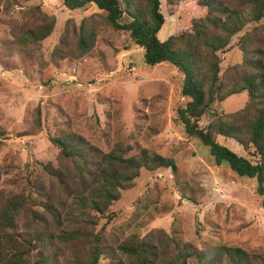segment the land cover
<instances>
[{
    "label": "trees",
    "instance_id": "1",
    "mask_svg": "<svg viewBox=\"0 0 264 264\" xmlns=\"http://www.w3.org/2000/svg\"><path fill=\"white\" fill-rule=\"evenodd\" d=\"M62 1L70 10L95 5L98 11L78 24L67 20L50 61L84 57L106 28L129 32L144 49L147 65L170 63L182 73L179 94L187 103L178 113L186 133L210 149L217 165L226 162L240 177L255 180L264 208V0H189L188 23L166 39L161 33L165 15L177 13L185 0ZM4 4L9 8L12 2ZM23 12L22 21H12L11 35L16 46L35 52L54 32L56 17L42 4ZM240 33L242 62L223 69L222 55ZM39 59L43 67L49 64ZM244 91L249 98L242 109L203 121L216 103ZM33 117L35 133L43 131L40 106ZM149 127L158 133L155 120ZM219 135L238 142L256 161L219 143ZM47 137L58 148L57 161L39 162L42 174L32 183V195L0 199V264H189L190 259L197 264H264L263 253L241 246L218 242L200 248L185 239L176 223L170 232L153 228L144 235L108 230L111 206L136 185L142 170L175 169V156L109 137L105 150L66 126ZM148 203L139 198L137 209L144 211Z\"/></svg>",
    "mask_w": 264,
    "mask_h": 264
},
{
    "label": "rangeland",
    "instance_id": "2",
    "mask_svg": "<svg viewBox=\"0 0 264 264\" xmlns=\"http://www.w3.org/2000/svg\"><path fill=\"white\" fill-rule=\"evenodd\" d=\"M4 1L0 0L1 201L32 195V183L42 174L39 162L57 161L58 148L47 132L71 127L105 150L109 137L175 156V169H143L136 185L111 206L113 219H102L100 226L107 222L108 230L144 235L153 228L170 232L176 223L185 239L200 248L223 242L264 254V208L256 181L240 177L226 162L217 165L210 149L188 136L178 113L187 103L179 94L183 75L175 66L147 65L144 49L130 33L112 28L102 31L95 49L84 57L53 63L51 52L67 20L78 24L97 7L82 11L70 10L62 0H10L6 8ZM188 1L181 2L174 15H165V39L188 23ZM33 4H42L56 17L54 32L35 52L16 46L10 31L12 21H22L23 9ZM242 33L223 53V69L242 62L237 45ZM40 56L49 61L47 66L40 64ZM248 98L247 91L232 94L202 119L208 122L216 113L238 111ZM38 106L43 131L35 133ZM153 120L158 133L150 130ZM217 141L256 161L235 140L219 135ZM139 198L149 199L144 211L137 209ZM189 264L197 262L190 259Z\"/></svg>",
    "mask_w": 264,
    "mask_h": 264
}]
</instances>
